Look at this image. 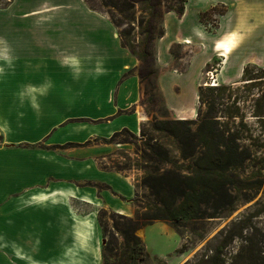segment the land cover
<instances>
[{
    "label": "crops",
    "instance_id": "0c3cea01",
    "mask_svg": "<svg viewBox=\"0 0 264 264\" xmlns=\"http://www.w3.org/2000/svg\"><path fill=\"white\" fill-rule=\"evenodd\" d=\"M219 6L223 11H219V25L213 31L204 21ZM161 25L164 35L153 44L152 93L171 116L164 119H193L204 72L216 60L221 61L219 85L239 82L249 64H264V0H187L182 15L163 12ZM223 44L232 47L229 55L223 54ZM187 50L186 68L180 71L179 63ZM140 64L134 51L122 47L118 28L110 17L92 8L87 0H10L0 6L1 136L4 140L28 141L48 137L53 123L71 118L67 111L57 108L69 106L80 108L90 118H112L109 135L121 128L137 133L147 86V80L138 74ZM128 72L131 74L123 78ZM69 131L58 132L51 145L77 139L78 135ZM6 143L0 146V172H4L3 176L0 173V202L17 195L21 209H36L32 217L39 226L30 232L36 234H54L45 223L49 211L58 206V219L70 224L65 232L70 237V249L64 248L60 244L63 238L56 235V242L45 249L46 257L58 264H101L96 213H75L69 202L75 198L99 205L94 200L99 194L106 199L110 196L95 187L82 190L69 182L102 183L130 199L134 185L129 178L96 171L89 159L68 158L79 152L66 151L64 157L57 151ZM71 168L77 169L76 174ZM123 207H116V213H124ZM14 229L23 233L22 227ZM87 231L92 252L85 260L74 243L80 246ZM0 245L16 255V243L3 240ZM17 257L26 264H48L19 254Z\"/></svg>",
    "mask_w": 264,
    "mask_h": 264
},
{
    "label": "rangeland",
    "instance_id": "374dc122",
    "mask_svg": "<svg viewBox=\"0 0 264 264\" xmlns=\"http://www.w3.org/2000/svg\"><path fill=\"white\" fill-rule=\"evenodd\" d=\"M9 1L10 0H0V6L7 4ZM87 1L91 7L106 13L108 16H113L114 21L118 25V31L131 30L132 38H130V40L135 41V44H133L134 49L138 48V44L144 40V35L141 33L146 27V22L149 21V10L146 9L148 3L141 0L137 3L135 10H130V12L127 13L129 14V18H127L126 13L104 7L102 0ZM217 9L218 11L216 13L212 14L210 18L204 21L206 25L208 21H215L213 28L207 25V28L213 31L216 30L219 25V11H223L221 10V6L217 7ZM155 17L154 20L158 28L160 18L158 16ZM132 18L135 19L132 21ZM139 22L141 23L139 24ZM174 51H178V48H174ZM188 56L189 51L187 50L182 56L184 60L179 63L180 71H184L186 68ZM220 64L221 61L216 60L212 65L206 68L203 77L204 86H207L208 73L213 71L217 74ZM254 66L264 69V64ZM254 66H251L250 69L252 75L256 77L261 73L257 72L258 69L254 68ZM143 67L144 73L149 74L151 71V64H144ZM152 70V74L145 77L147 86L145 88L143 100L146 105L141 108L143 120L140 123V128L137 133H134L135 137L128 133H121L124 128L109 135L110 129L108 124L112 118H90L86 116L87 113H83L80 108L72 106L57 108L60 112L67 111L71 118L63 123H53L54 127L50 131L48 137L43 139L35 138L29 141L27 139L4 140L0 134V146L7 141V145H16L23 148L36 147L57 151L64 157H66V151L71 154L72 152H79L68 155V158L71 161L89 159V164L93 167L95 166L96 171L113 172L117 173L119 176L129 178L134 185V194L130 199L119 195L102 183H92L77 179H72L71 182H69L70 185L75 184L76 187L82 190L95 187L99 193L110 196V199H106L99 194L98 198L94 199L99 205L87 204L75 198H71L69 202L71 209L75 213L81 215L93 211L96 213V233L100 240L101 253L103 239L106 241L114 236L118 237L117 232L113 228L116 220L113 213H116V207L120 205L123 206L124 204V213L121 215L132 216L134 212L133 201L136 202L137 206L143 207L149 200L147 189L139 185L144 175V171L140 166H148V162L143 158V151L145 149L144 144L147 137L143 138L140 134V130L143 129L155 140L164 142L175 152L174 146L169 143L163 134L153 132L150 129V123L154 118L164 119L168 116L169 118L171 117L170 114L168 115L166 109L163 108L159 97L155 95V93H152V84L155 80V72L154 69ZM138 74L141 73L138 71ZM231 86H233L231 91L225 92L222 98L217 101L216 113L214 115L221 122H235L234 129L239 132L242 138L241 145L244 148H248L252 154L251 159L246 162L243 167L234 171L236 182L234 193L237 199L235 209L232 212L224 214L222 218L215 220L208 219L200 224L199 227L203 229V233L201 234L204 235V239L185 254H181L179 250L186 240L191 238L189 232L185 233L184 236H180L163 222H155L152 225L139 229L137 231V236L145 244L148 253L147 260L142 264H184L204 245L213 241V237L223 228L230 225L232 221L243 216L255 213L257 217H254V222L259 226H264V78H255L252 81L240 80L235 84H231ZM78 93L80 92H73L74 95ZM199 105L200 104L196 106V112L192 120L197 119L200 108ZM229 126H232L231 123H229ZM65 129L70 130L68 134L78 135L77 139L59 143L56 142L51 145L52 140L58 132L64 131ZM94 133L97 135H94ZM115 133L117 134L112 138ZM19 141L22 143L17 144ZM74 163L75 162H70V164ZM76 170L75 168H71V172L75 174ZM0 173L3 176L4 172ZM50 182H53V180H50ZM5 198L7 202H0V231L5 232L0 233V244L5 240L9 244L16 243L18 248L16 255H14L11 250L3 249L0 245V264H26L25 260L17 257L18 254L23 258L26 257L35 261H47L48 264H58L55 263L56 261H50V259L46 257L45 249L51 245L52 242H56V235L59 238H63L60 244H62L64 248L69 247L70 249V237L65 234L70 228V224L68 220L60 221L58 219L61 215L59 207L54 206L52 210L49 211V218L45 223L46 226L48 225L53 228L54 234H36L30 232L34 227L39 226L33 218L35 217L34 214L38 211L29 206L21 209L19 203H17V195L6 196ZM101 212H105L102 217L100 215ZM20 215H22L21 219ZM19 227L23 228L22 234L18 233V229H14ZM105 230L107 232L106 238L103 236V231ZM15 231H17V233ZM87 234L88 231L81 237L82 242H80V246L74 243L76 250L85 254V260L89 259V254L92 252L88 243ZM35 243H37V246ZM114 260V258H111V262H114ZM101 264H103V257H101Z\"/></svg>",
    "mask_w": 264,
    "mask_h": 264
},
{
    "label": "trees",
    "instance_id": "16d2710c",
    "mask_svg": "<svg viewBox=\"0 0 264 264\" xmlns=\"http://www.w3.org/2000/svg\"><path fill=\"white\" fill-rule=\"evenodd\" d=\"M102 1L104 7L126 13L129 18L127 13L135 10L141 0ZM143 1L148 3L146 9L149 10V21L141 33L144 40L134 49L135 41L130 40L131 30L119 31V39L122 47L134 51L141 61L138 71L144 81L154 69L153 43L164 35L161 25L163 12L175 11L182 15L187 0ZM155 16L160 18L158 28ZM109 17L117 27L113 16ZM144 64H151L149 74L144 73ZM251 66L254 65L244 68L241 81L264 78L263 68L254 66L261 73L255 77ZM129 74L131 72L124 74L123 78ZM232 87L201 85L198 92L200 108L195 120L153 119L150 129L163 134L175 152L164 142L140 130L141 136L147 137L143 158L148 166H140L144 175L139 185L147 189L149 200L143 207L133 201L132 216L113 213L116 218L113 228L118 237L107 239L103 244V264H142L146 261V246L137 236V231L155 222L167 224L180 236L187 232L191 234L179 250L185 254L204 239L200 224L208 219L222 218L235 209L234 171L243 167L252 154L241 145L242 138L234 129L235 122H221L214 115L217 101ZM121 133L135 137L127 128ZM104 213L101 212V217ZM254 217H257L255 213L232 221L184 264H264V226L257 225ZM106 235L105 230L103 236L106 238ZM111 258L115 259L114 262Z\"/></svg>",
    "mask_w": 264,
    "mask_h": 264
},
{
    "label": "built area",
    "instance_id": "2783aa9c",
    "mask_svg": "<svg viewBox=\"0 0 264 264\" xmlns=\"http://www.w3.org/2000/svg\"><path fill=\"white\" fill-rule=\"evenodd\" d=\"M214 22L215 21H208L207 22V25L210 27V28H213L214 27ZM208 81L206 82V85L209 86V87H217L219 86V82H218V78H217V74H215L213 71L212 72H209L208 73Z\"/></svg>",
    "mask_w": 264,
    "mask_h": 264
},
{
    "label": "bare ground",
    "instance_id": "6f19581e",
    "mask_svg": "<svg viewBox=\"0 0 264 264\" xmlns=\"http://www.w3.org/2000/svg\"><path fill=\"white\" fill-rule=\"evenodd\" d=\"M231 52H232V47L227 44H223V54L229 55Z\"/></svg>",
    "mask_w": 264,
    "mask_h": 264
},
{
    "label": "water",
    "instance_id": "95a60500",
    "mask_svg": "<svg viewBox=\"0 0 264 264\" xmlns=\"http://www.w3.org/2000/svg\"><path fill=\"white\" fill-rule=\"evenodd\" d=\"M102 243H103V244L105 243V239H103Z\"/></svg>",
    "mask_w": 264,
    "mask_h": 264
}]
</instances>
